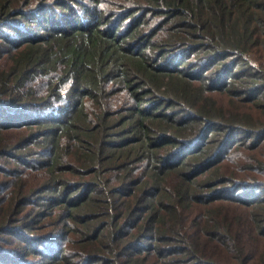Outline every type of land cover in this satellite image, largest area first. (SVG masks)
Listing matches in <instances>:
<instances>
[{"label": "trees", "instance_id": "trees-1", "mask_svg": "<svg viewBox=\"0 0 264 264\" xmlns=\"http://www.w3.org/2000/svg\"><path fill=\"white\" fill-rule=\"evenodd\" d=\"M0 264H264V0H0Z\"/></svg>", "mask_w": 264, "mask_h": 264}]
</instances>
